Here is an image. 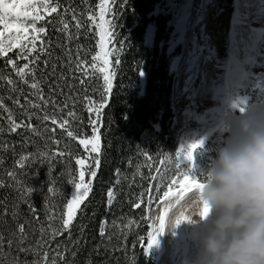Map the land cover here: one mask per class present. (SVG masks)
<instances>
[{
	"label": "trees",
	"instance_id": "16d2710c",
	"mask_svg": "<svg viewBox=\"0 0 264 264\" xmlns=\"http://www.w3.org/2000/svg\"><path fill=\"white\" fill-rule=\"evenodd\" d=\"M162 1L125 0L120 4L119 0H104L102 4L101 0H45L49 6L55 5L57 11L41 21L45 32L35 41L36 51L28 60L18 56L19 48L0 56V74L14 81V85L9 86L0 80V97L4 98V105L17 123L30 124L37 130L33 132L22 126L11 132L8 112L0 109V180L3 181L0 187V236L3 237L0 264H44L45 253L50 264L53 260L56 264H141L149 229L143 234L141 250L137 244L140 235L136 231L148 224L146 207L153 177L161 160H166L167 174L175 172L172 135L175 79L170 61L181 55L184 40L181 29L186 24L173 27L165 15L155 14L156 6ZM101 8L107 21L106 30L115 33L114 37L106 38L105 49L110 52L107 72L112 76V89L105 97L106 106L98 118L104 152L92 192L81 205L83 211L78 212L70 232L52 238L49 225L57 229L61 223L47 221L49 208L63 209L74 187L66 178L72 160L59 164L54 152H64L65 157L70 151L67 156L71 158L84 155L79 139L91 138L94 134L89 123V105L84 98H91L94 108L104 93L105 73L99 70L104 67L102 61L96 62V68L91 67V57L100 52L96 24L101 23ZM89 15L95 17V23L88 19ZM77 20L83 25L79 30ZM65 22L69 25L67 32L60 31ZM77 31L78 39L68 41L67 35L75 37ZM41 40L51 55L41 54L35 78L49 101L47 105L32 94L36 90L30 88L31 75L26 76L29 80L26 85L7 63L9 57L17 61V67L31 61L41 47ZM67 50L71 51V62ZM77 52L87 65H81L79 70L75 63ZM117 58L119 64H116ZM44 60L49 61L47 68ZM29 67L33 65L30 63ZM50 85L55 86L50 88ZM12 87L16 91H12ZM25 97L40 103L42 111L30 108ZM17 98L28 112L35 113L31 120L24 115V109L13 103ZM69 111L74 112L77 119L69 117ZM44 114L50 117L47 121L37 118ZM92 116L95 117V112ZM52 118L57 123L54 124ZM63 119H68L69 124L61 128L59 124ZM69 130L76 135L68 137ZM21 156L31 158L23 167H20ZM9 171L15 173V179L7 175ZM163 181L166 182V178ZM48 187H53L54 193H49ZM29 188L33 189L31 193L27 191ZM109 189L114 193L111 203L107 197ZM30 205L35 208L38 219ZM20 224L25 228L22 244Z\"/></svg>",
	"mask_w": 264,
	"mask_h": 264
},
{
	"label": "rangeland",
	"instance_id": "374dc122",
	"mask_svg": "<svg viewBox=\"0 0 264 264\" xmlns=\"http://www.w3.org/2000/svg\"><path fill=\"white\" fill-rule=\"evenodd\" d=\"M21 2L25 4H36L37 11H33L30 8L28 11H30L32 15H39L42 17V19L37 21H33L31 17L21 18V22L29 27L27 33L19 34L22 37L21 44L28 45V42L32 39L33 35L39 36L42 34H36L31 30L32 23H35L37 28L41 27V21L51 12H48V10L41 7V4L45 3V0H21ZM50 7L52 6H49V9ZM195 9V0H163L155 9V14L165 15L169 19V24L173 27L184 22L186 26L181 29L182 37L184 36L182 53L179 57L176 56L175 58H172L170 63L171 70L175 76L173 107L176 116L172 125L173 142L175 143L173 151L175 172L173 171L167 174V171L165 170L166 160H161L157 172L153 177L149 202L146 207L148 224L136 231L137 234L140 235L137 239V244L140 250L143 246V238L145 237L143 234L146 228L149 229V233H152L155 230V226L158 227L162 222L164 223V229L166 230V236L162 239H165L167 243L171 242V230H169L167 225L170 216L167 209L179 205L185 207L190 204L191 198L196 195L197 189L199 188L193 186L191 189H184L181 177L183 174H188L190 178L195 176L199 182H205L208 172L213 165L217 149L228 133L226 121L230 115L239 114L240 112L237 108H233V104L238 103L239 98L248 96L252 98L249 106L264 105L263 32L261 38L258 40V44L251 50L252 55L248 62L242 61L241 55H238L237 59H232L233 61L229 62V67L220 68L222 75L227 74V79L222 87L229 95H232L234 99L229 102H221V104H219L220 110H218V112H211L210 115H207L204 105L208 104L209 100L207 98L206 100L202 99V97H205L203 96L202 86L204 80L203 67L207 61L206 52L208 49L198 44V35L199 37H202V40L205 38L207 25L202 21H198L199 15H197ZM262 14L264 16V12ZM210 15L211 14L209 13V16ZM194 21L196 22L195 31L193 29ZM203 29L205 30L204 34L201 33ZM0 31L5 32V35L0 37V40L4 41H7L9 36L17 35L14 29L11 31H5L3 23H0ZM235 51L236 50H234V52ZM241 51H243V48ZM227 53L228 49H224L223 54H221L222 60L226 61L228 59ZM211 98H214V96H211ZM97 104L94 105V108ZM200 139H204V146L201 149L197 148L193 150L194 161H189L185 156L187 146L189 143ZM182 148L184 149V152H181ZM59 152L61 151L54 152V157L58 158L59 164H62L69 159L72 160V165L70 166L71 170H68V175H66L67 181L70 185V181L78 175L80 168L79 165L75 164V160L77 158L88 159L89 154L85 151L84 155L80 157L75 155L74 158H71L67 156L71 153L70 151L67 152L65 157L59 156ZM103 152L104 151L101 150L100 159ZM177 153H180V155L178 156ZM91 155L94 156L96 154L92 153ZM30 159L31 158L27 157L23 163H26L27 161L29 162ZM164 178H166V182L163 181ZM89 179L90 177L86 172V182ZM174 179L177 181V184H172V180ZM156 182L157 187L154 190L153 186ZM0 183H3V181L0 180ZM74 191L75 189L73 187L67 200L71 198V194ZM166 192L168 194L165 196L164 193ZM49 209H53V207H50ZM55 212L57 215L52 220L47 219V221L61 223L60 216L62 215L63 209L55 208ZM187 219L188 217L183 221H186ZM182 224L185 225L183 222ZM60 228L61 227L57 229ZM188 240L189 236L184 235L183 245H186ZM149 242L150 241L148 240L146 243L145 254L140 261L141 264H160L161 256L157 252V243L149 248ZM135 254L136 253H134V255ZM147 260H149V262ZM48 264H50L49 257Z\"/></svg>",
	"mask_w": 264,
	"mask_h": 264
},
{
	"label": "clouds",
	"instance_id": "9594fccd",
	"mask_svg": "<svg viewBox=\"0 0 264 264\" xmlns=\"http://www.w3.org/2000/svg\"><path fill=\"white\" fill-rule=\"evenodd\" d=\"M226 125L203 187L167 225L188 217L182 222L197 246L191 264H264V105L230 115Z\"/></svg>",
	"mask_w": 264,
	"mask_h": 264
},
{
	"label": "snow or ice",
	"instance_id": "6c2138e0",
	"mask_svg": "<svg viewBox=\"0 0 264 264\" xmlns=\"http://www.w3.org/2000/svg\"><path fill=\"white\" fill-rule=\"evenodd\" d=\"M104 0H101V3L103 4ZM125 0H119L120 4H124ZM41 7H43L45 10H49V5L47 3H42ZM32 9L33 11H37V5L34 3H30V4H25L23 2H21V0H0V23H3V27L5 29V31H11V30H15V32L17 33V35L14 36H9L7 41L4 40H0V56H7L8 52L11 51L13 48H19L20 49V53H18V56H22L23 59L28 60V57L32 54V52L36 51V45H35V41L37 39H39L38 35H33L32 39L28 42L30 47L27 46H22L21 45V39L22 37L19 35L20 33H27L29 31V27L21 22V18H28L31 17V19L33 21H37L42 19L41 16L39 15H32V13L30 11H28V9ZM57 11V7L56 6H52L50 7V12H56ZM114 18V17H113ZM73 19L75 20L76 17L73 16ZM89 20H91L93 23H95V17L89 15L88 17ZM101 23L96 24V27L99 29L98 35H99V40L97 41L99 48H100V52L96 53V55L91 57L92 60V64L91 67L92 68H96V62L97 61H102L104 67H101L99 70L101 72H104V76H103V87H104V93L101 99V102L99 104L96 105L95 108H93L91 105L93 104V101L91 98L89 97H85L84 99L87 101L89 107H88V112L90 114L89 117V123L90 125H92V132L94 133L93 135H91V138H83V139H79V144L84 146V149L86 152H88V159H84V158H77L75 160V164L79 165V172H78V176L73 178L70 183L74 186L75 191L71 194V198L68 199L66 201V203L63 205V212L62 215L60 216L61 219V228L60 229H55L52 228L51 225H49V228L51 229V236L52 238H55V236L57 235H63L65 231L70 232V229L72 227L73 222L76 220L77 217V212L78 211H83V209H81V205L84 204V202L88 199L90 193L92 192L93 189V181L95 180V178L97 177V173L98 170L100 168L101 165V159H100V153L102 150V145H101V136L99 133V126H98V118L101 114V109L104 108L106 106V99L105 97H107L112 89V76L108 74L107 72V66L109 65V55L110 52L106 51V38L109 36L114 37L115 33L114 32H108L105 28V23H107V21H105L104 19V9L101 8V12H100V17H99ZM81 27H83V25L80 24V22L77 20L76 22V28L77 30H79ZM69 28L68 23H63V27L61 29H59L60 31L63 32H67ZM31 30L36 33H44L45 32V27H36L35 23H32L31 25ZM5 35V32L0 31V37H3ZM79 37V31H77V33L75 34V37L73 36V34H68L67 35V40L71 41L74 38L78 39ZM111 42V41H108ZM49 45H50V41H49ZM41 54H47V55H51V53L48 52V46H46L44 44V41L41 40V47L39 49V51L37 52V54L35 56L32 57V60L29 61L28 63L23 64L22 67H17V61L12 59L11 57H9L7 63L9 65H11V68L14 70L15 74L20 78V80L23 81L24 84H29V80L26 79L27 75H31L32 77V82L30 84V88L36 90L34 93H32L33 95H36L38 97V99L42 102V104L47 105L49 103L48 100H46L42 94V89L40 88V81L36 80L35 78V72H36V65L37 63L40 61V56ZM66 55H68V59L71 62V51L67 50L66 51ZM77 60H76V68L77 70H79L81 68V65H86L84 60L79 59V52H77ZM119 58L116 59V64H119ZM32 64L33 67H29V64ZM45 68H47V65L49 63L48 60H44L43 61ZM55 72V65H53V73ZM140 75H143V72L140 71L139 72ZM85 75H87V73H85ZM61 79H63V76L60 77ZM0 80L5 81L9 86H13L14 85V81L10 78V77H6L2 74H0ZM81 83H83V80H81ZM55 85H50V88L54 87ZM12 91H16L15 87H12ZM3 97H0V109H3L4 111L8 112V122L10 125V131L11 132H15L17 129H19L20 127L24 126L27 128H31L33 132H36L37 130L35 128H33L30 124L29 125H22V123H17L16 120L13 118L12 113L10 110H8L6 108V106L3 103ZM8 99H11V97H8ZM25 100L28 103V106L30 108H34V109H41V104L40 103H35L33 101L28 100L27 97H25ZM14 104L18 105L20 108L24 109V115H26L28 117L29 120H31L32 116L35 115V113H30L28 112V109L24 107V105H22L20 103V99L17 98L13 101ZM54 103V101H53ZM247 102L246 101H241L239 103H234L233 104V108H237L239 111L244 112L246 110V107H241V105H246ZM64 107H67V104L64 105ZM95 112V117L92 116V113ZM67 115L69 117H71L72 119H77L76 115L74 112L69 111L67 113ZM38 119H41L42 121H47L50 117L47 114H44L42 117L41 116H37ZM52 122L55 124L57 123L55 118H52ZM69 124V120L68 119H63L59 126L61 128H64L66 125ZM2 130V129H0ZM54 131V129H53ZM39 134V133H37ZM67 136L68 137H74V132L69 130L67 131ZM55 143L59 144V141H55ZM204 139H200L194 142H191L188 144L187 146V151L185 153L186 158L189 161H194V156H193V150L197 149V148H203L204 146ZM181 152H184V149H181ZM92 153H95L96 155H91ZM59 156H64L65 153L64 152H59L58 153ZM177 155L179 156L180 153H177ZM27 157L26 156H21L20 157V167H23V161L26 160ZM87 166V167H86ZM195 166V165H193ZM86 172L88 174V176L90 177V179L86 182L85 180V175ZM7 175L13 179H15V173L9 171L7 173ZM62 175V174H61ZM182 181H183V188L184 189H191L193 186L195 188L199 187L202 188L203 187V183L199 182L195 176L193 177H189L188 174H183L181 177ZM51 183H54V181H51ZM172 184H177V181L174 179L172 180ZM3 184L0 183V187H2ZM29 193H31L33 191V189L29 188L27 190ZM47 191L49 193H54V188L53 187H48ZM113 190L109 189V191L107 192V197L109 198V203H111V199L113 197ZM168 193H164V195L166 196ZM137 208L140 207L139 204L135 205ZM31 211L33 212V215L36 217V219H38V215H36V210L33 206L30 205ZM86 208V205H85ZM56 212L55 209H49L48 215L46 216V219L48 220H52L55 216H56ZM201 215H204V213H201ZM206 218V217H205ZM164 229V223L162 222L159 225V229L158 231H154L152 233H149V243H148V247L151 248L152 245L157 243V237L160 233H162ZM44 228L43 226L40 228V231L43 233L44 232ZM19 233L21 234V244L23 243V234L25 232V228L23 224L19 225V229H18ZM100 235L103 236L104 235V229L101 228L100 231ZM3 241V237L0 236V243H2ZM11 243V242H9ZM22 251H28V249H21ZM62 255V254H61ZM43 261L44 264H48V254L45 253L43 256ZM51 264H56V261L53 260L51 262Z\"/></svg>",
	"mask_w": 264,
	"mask_h": 264
},
{
	"label": "bare ground",
	"instance_id": "6f19581e",
	"mask_svg": "<svg viewBox=\"0 0 264 264\" xmlns=\"http://www.w3.org/2000/svg\"><path fill=\"white\" fill-rule=\"evenodd\" d=\"M198 21L207 25L205 38L199 37L198 44L204 46L207 61L203 67V100H209L204 105L207 115L220 110L219 104L223 101L229 102L234 99L229 95L222 85L227 79V74H221L220 68L229 67L232 59L241 55L242 61L248 62L251 59L252 49L258 44L264 32V0H195ZM209 13L211 14L209 16ZM221 24V25H220ZM196 22L193 29L195 31ZM204 29L201 33L204 34ZM211 36V38H210ZM243 48V51L241 49ZM224 49H228V59H221ZM234 50H236L234 52ZM243 63V62H242ZM220 70H218V68ZM242 75V73H241ZM208 96V97H207ZM214 96V98H211ZM214 101V102H213ZM157 187V182L153 188ZM194 195L190 203L194 200ZM184 206L168 208L169 216L179 212ZM203 213V209L200 210ZM187 216L181 213L176 220V226L170 231L172 239L167 243L165 239L166 230L163 229L157 237L158 254L161 256L160 264H191L197 255V246L191 239V228L182 221ZM159 226H155L157 231ZM184 235L189 236L186 245Z\"/></svg>",
	"mask_w": 264,
	"mask_h": 264
},
{
	"label": "water",
	"instance_id": "95a60500",
	"mask_svg": "<svg viewBox=\"0 0 264 264\" xmlns=\"http://www.w3.org/2000/svg\"><path fill=\"white\" fill-rule=\"evenodd\" d=\"M252 100V98L251 97H243V98H240L239 99V102H241V101H246L247 102V104L246 105H241L242 107H248V105H249V102Z\"/></svg>",
	"mask_w": 264,
	"mask_h": 264
}]
</instances>
